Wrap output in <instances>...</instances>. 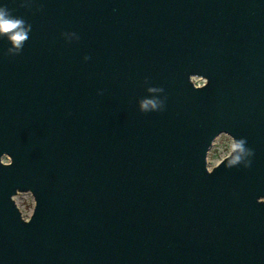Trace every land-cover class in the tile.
Here are the masks:
<instances>
[{
	"label": "water",
	"instance_id": "1",
	"mask_svg": "<svg viewBox=\"0 0 264 264\" xmlns=\"http://www.w3.org/2000/svg\"><path fill=\"white\" fill-rule=\"evenodd\" d=\"M0 12V264H264V0Z\"/></svg>",
	"mask_w": 264,
	"mask_h": 264
},
{
	"label": "rangeland",
	"instance_id": "2",
	"mask_svg": "<svg viewBox=\"0 0 264 264\" xmlns=\"http://www.w3.org/2000/svg\"><path fill=\"white\" fill-rule=\"evenodd\" d=\"M195 84L197 86H202L204 84V81L201 79H197L195 80ZM233 150V139L226 134L220 135L214 141V144L209 151L208 167H213V165H216L218 162L221 163L228 154L233 152ZM209 161H211V163H209ZM15 201L24 215L31 214L34 212L35 201L31 193L19 194L15 198Z\"/></svg>",
	"mask_w": 264,
	"mask_h": 264
},
{
	"label": "clouds",
	"instance_id": "3",
	"mask_svg": "<svg viewBox=\"0 0 264 264\" xmlns=\"http://www.w3.org/2000/svg\"><path fill=\"white\" fill-rule=\"evenodd\" d=\"M19 21H10L8 19H5V14L3 12H0V35L7 34L10 32V30L17 27L19 24ZM10 40H12L13 44L16 45L18 41L23 39V34H16L9 37ZM239 147V145H237ZM211 163V161H209ZM220 162H218L216 165H213V167H209L208 171L209 174H211L214 167L218 166ZM25 221H29V218H24Z\"/></svg>",
	"mask_w": 264,
	"mask_h": 264
}]
</instances>
